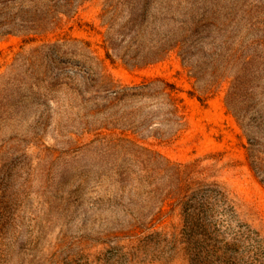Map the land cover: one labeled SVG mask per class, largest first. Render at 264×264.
Listing matches in <instances>:
<instances>
[{
  "label": "trees",
  "instance_id": "16d2710c",
  "mask_svg": "<svg viewBox=\"0 0 264 264\" xmlns=\"http://www.w3.org/2000/svg\"><path fill=\"white\" fill-rule=\"evenodd\" d=\"M42 1L0 0V35L46 32L80 0H49L40 9ZM106 5L111 16L106 59L116 57L137 69L178 49L200 102L228 84L225 105L247 140L249 167L264 186V0H108ZM118 5L127 14L115 29ZM153 5L159 15L150 14ZM18 66L3 84H12L21 100L29 93L43 98L38 118L59 111L75 115L77 131L95 135L79 150L94 152L96 166L106 169L97 183L107 182L113 190L108 204L121 209L111 230L113 239L128 242L125 264L178 257L187 264H264V232L226 184L200 175L198 161H172L140 141L174 140L183 130L174 84L161 77L119 82L85 40L42 44L22 54ZM49 103L59 111L45 112L41 105ZM177 211L179 224L162 226Z\"/></svg>",
  "mask_w": 264,
  "mask_h": 264
},
{
  "label": "rangeland",
  "instance_id": "374dc122",
  "mask_svg": "<svg viewBox=\"0 0 264 264\" xmlns=\"http://www.w3.org/2000/svg\"><path fill=\"white\" fill-rule=\"evenodd\" d=\"M55 1L59 0H52ZM107 1L80 0L73 10L61 15L57 26L47 27L46 32L0 35V264L126 262L123 254L128 242L113 239L111 230L121 218V209L108 204L113 190L106 186L107 182L97 183L106 169L96 166L99 159L94 152L79 150L90 144L95 135L77 131L76 116L62 114L56 103L41 106L45 112L52 107L59 114L38 118V104L43 98L37 100V94L29 93L28 98L21 100L12 84H3L20 69L22 54L58 40L88 41L96 54L105 59L110 74L124 84L153 77L174 84L181 99L183 130L174 140L140 141L172 161H198L200 175L226 184L255 226L264 232V186L249 167L244 147L247 140L225 105L228 84L224 82L216 93L200 102L195 96L200 95L198 86L178 49L137 69L128 68L116 57L106 59L107 23L111 17L106 14ZM50 4L44 0L38 7L47 8ZM118 8L115 29L127 14V8ZM149 12L159 15L155 5ZM41 92L46 93L44 88ZM179 222L177 211L162 226ZM126 264L187 262L178 257Z\"/></svg>",
  "mask_w": 264,
  "mask_h": 264
}]
</instances>
